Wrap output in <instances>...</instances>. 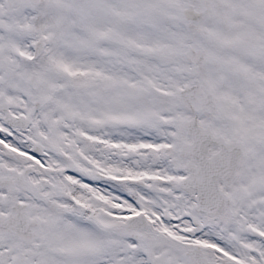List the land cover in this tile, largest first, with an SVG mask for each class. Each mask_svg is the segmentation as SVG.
Listing matches in <instances>:
<instances>
[{
    "label": "rangeland",
    "instance_id": "rangeland-1",
    "mask_svg": "<svg viewBox=\"0 0 264 264\" xmlns=\"http://www.w3.org/2000/svg\"><path fill=\"white\" fill-rule=\"evenodd\" d=\"M2 102L30 120L24 137L44 147L43 172L29 175L22 197L34 230L60 223L61 212L59 222L51 215L58 202L73 218L46 231L74 232L77 223L81 233L83 204L96 217L94 187L81 178L86 138L104 147L103 169L93 160L88 174L103 171L113 192L102 188V199L119 203L120 258L149 246L169 264H191L186 250L196 246L215 263L264 264V0H0ZM2 118L0 173L31 168L32 144L6 140ZM192 118L242 143L230 183L220 185L229 203L215 217L196 212L195 192L180 186ZM46 167L71 184L41 189ZM138 212L157 217V231L134 244L123 224ZM102 238L111 246L110 231Z\"/></svg>",
    "mask_w": 264,
    "mask_h": 264
},
{
    "label": "flooded vegetation",
    "instance_id": "flooded-vegetation-1",
    "mask_svg": "<svg viewBox=\"0 0 264 264\" xmlns=\"http://www.w3.org/2000/svg\"><path fill=\"white\" fill-rule=\"evenodd\" d=\"M2 121L8 125L7 129L3 130V132L10 134L4 137L6 140L12 143H18L20 140H25L26 142L31 141L29 137H24V133L28 127L11 126L3 119ZM0 133H2L1 130ZM223 137L227 141L233 140L227 139L225 136ZM82 140L83 152L80 155L82 165L81 178L83 182L91 184L92 188L94 187L92 192L96 196L95 201L98 208L96 217L93 218L88 215L87 207L83 204L81 210L83 214L81 233L77 223L73 225L74 232L46 231L50 228L56 229L57 227L68 225L73 218L71 215L75 212L72 208L63 202H58L52 206L55 213L51 215L57 219L56 222H59V212H61L63 215L60 223L55 224L54 222V225H51V223L45 224L42 222V225L39 226L40 231L34 230L33 226L36 225V222L28 220L25 216V205L22 197L23 191L27 190V185L30 183L29 175L34 172H43L41 166L45 165L42 159L45 152L42 155L35 156L36 159L32 167L26 168L24 171L4 167L0 173V192L4 191L3 194H0V264H88L89 257L91 258L90 264H121L123 261H127L128 264H169L168 259L161 252H156L155 247L149 246L147 248H125L124 254L122 252V258H120L119 242L117 239L120 218L119 203L113 196L110 199L111 202L104 203L101 195L102 188L112 190V192L113 188L112 185L104 183L105 174L103 171L95 170L98 178H93L88 174V168L93 160L95 161V167H99L100 170L103 169L104 147L102 143L99 145L97 142L87 141L86 138H82ZM192 140L193 137H191L190 141ZM219 150L220 147L217 144L207 146L206 158H212ZM180 152L183 155V152ZM9 155L11 156V154ZM184 157L190 159V162L184 164L186 173L182 177L180 183L181 188L184 177L189 174L187 166L191 164L193 170L199 167V161L196 158L191 155ZM112 164L114 163L112 162ZM45 171L46 173L38 179V184L41 189L44 187L47 189L53 187L60 188L61 186L71 184V180L56 167H46ZM194 175L198 180L201 178L200 173ZM229 183H225L222 178L217 179V185L223 192L225 190L220 185L224 184L226 186ZM83 190L86 192L87 185ZM13 191L18 192V194H13ZM193 192H195L196 201L194 208L196 212L202 214L197 209V188ZM61 196L68 199L71 204L75 202L74 197L68 192L63 191ZM30 205L31 209L36 208V205ZM105 216L107 217V221H104ZM89 220L92 221L88 223ZM156 220L157 217L154 221H147L144 212H138L126 219L123 227L129 230V236L133 239V243L140 244V239L145 236L153 235L155 237L157 231L155 225ZM191 222L199 225L198 219L192 218ZM83 230H87L86 232L91 235L87 236ZM105 231H110L112 234V238L110 239L111 246L108 247H105L102 238L105 235ZM156 237L157 239L160 238L158 236ZM88 238L95 240L94 242H90L93 246L88 247ZM186 257L190 260L191 264H197V260H201L204 264H224L222 262L215 263L214 259L205 254L202 248L196 246L187 248Z\"/></svg>",
    "mask_w": 264,
    "mask_h": 264
},
{
    "label": "water",
    "instance_id": "water-1",
    "mask_svg": "<svg viewBox=\"0 0 264 264\" xmlns=\"http://www.w3.org/2000/svg\"><path fill=\"white\" fill-rule=\"evenodd\" d=\"M41 48V41L38 40L33 47V56L37 55ZM0 111L3 112V120L12 126H29V120L13 114L9 111L6 103L0 104ZM184 127L189 135L193 136V141L185 146V152L192 155L199 161V167L193 170L190 164L187 168L190 173L186 175L182 182V187L187 191L198 190L197 209L203 214L216 216L222 212L229 203V197L219 189L217 179L222 178L225 183H229L234 175L237 159L242 146L239 141H226L221 135H214L208 127H202L197 123L196 118L188 119L184 122ZM32 151L34 154H41L43 146L32 141ZM217 144L220 150L212 158H206L207 146ZM200 173L198 180L194 174ZM197 264H204L197 260Z\"/></svg>",
    "mask_w": 264,
    "mask_h": 264
}]
</instances>
